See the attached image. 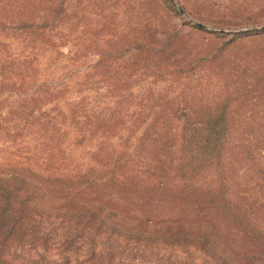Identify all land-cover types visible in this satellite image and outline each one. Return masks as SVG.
Wrapping results in <instances>:
<instances>
[{
	"label": "rangeland",
	"instance_id": "obj_1",
	"mask_svg": "<svg viewBox=\"0 0 264 264\" xmlns=\"http://www.w3.org/2000/svg\"><path fill=\"white\" fill-rule=\"evenodd\" d=\"M7 8L11 24L33 25L23 31L8 26L0 34L13 55L38 57L32 71L38 83L27 91L43 84L56 93L45 97L47 104L68 111L80 100L92 115L107 116L105 125L91 124L86 143L75 142L81 135L68 118L66 152L58 161L64 174L98 167L92 150L100 138L113 156L130 158L127 168L151 170L161 140L172 137L185 162L182 150L197 157L187 173L177 169L169 180L220 191L213 219L237 244L264 249V0H0V30ZM16 94L6 90L3 103L13 106ZM186 118L219 120L214 148L196 143L209 128L181 134ZM153 121H169L156 142ZM10 123L7 134L0 132V162H23L42 146L44 130ZM100 132L104 136L94 137ZM201 162L205 167L194 174L190 169ZM141 203L120 202L130 212H145ZM148 208L157 217L195 214L165 200ZM117 255L125 264H214L191 246H152L138 263L129 262L128 253Z\"/></svg>",
	"mask_w": 264,
	"mask_h": 264
},
{
	"label": "trees",
	"instance_id": "obj_2",
	"mask_svg": "<svg viewBox=\"0 0 264 264\" xmlns=\"http://www.w3.org/2000/svg\"><path fill=\"white\" fill-rule=\"evenodd\" d=\"M8 10L4 12L0 34L8 26L21 31L33 26L28 20L11 24L6 20ZM6 47L9 43L0 39V132L7 134L13 125L10 121H20L17 124L23 128L38 133L44 130L45 138L42 146L39 144L38 150L25 161L0 162V264H125L123 257L117 255L121 253L130 255L129 262L138 263L152 246L164 244L194 247L214 264H264V249L237 244L213 219L211 209L221 208L220 191L211 187L213 190H206L190 181L181 180L178 184L169 180L177 169L181 174L187 173V164L197 157L191 149L182 150L188 155L185 162L172 137L161 140L160 150L152 156L151 170L127 168L130 158L122 153L113 156L116 151L103 148L100 138L92 150L94 159L100 163L98 167L64 174L60 168L63 162L58 161L64 157L62 152H66V125L70 126L74 118V127L81 135L75 137V142L86 143L91 137L88 133L92 131L91 124L105 125L107 116L92 115L80 100L74 101V108L68 111L47 104L45 97L56 93L44 89L43 84L38 92L27 91L30 85L38 83L32 74L37 70L38 57L13 55ZM88 76L87 72L85 77ZM8 89L17 90L19 96L13 106L3 103L6 99L2 95ZM197 121L184 119L181 134L209 128L207 139L201 136L196 143L207 150L214 148L219 120ZM168 123L163 121L160 126L155 123V142ZM100 136L104 133L94 137ZM33 139L32 136L30 140ZM208 154L209 158L213 156ZM204 167L201 162L190 170L196 174ZM123 200L142 202L147 210L130 212L120 204ZM163 200L185 204L195 214L157 217L148 207ZM244 235L248 237L246 231ZM102 243L110 247L105 248ZM122 244L123 248H118Z\"/></svg>",
	"mask_w": 264,
	"mask_h": 264
}]
</instances>
